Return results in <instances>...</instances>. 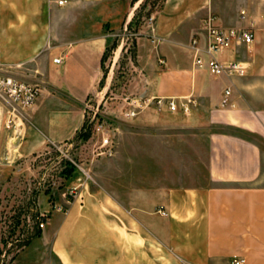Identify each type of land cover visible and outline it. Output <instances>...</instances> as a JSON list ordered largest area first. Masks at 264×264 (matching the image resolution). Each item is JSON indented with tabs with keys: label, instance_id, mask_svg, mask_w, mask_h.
<instances>
[{
	"label": "crops",
	"instance_id": "1",
	"mask_svg": "<svg viewBox=\"0 0 264 264\" xmlns=\"http://www.w3.org/2000/svg\"><path fill=\"white\" fill-rule=\"evenodd\" d=\"M145 4L0 0L2 60L41 86L16 125L1 120L0 178L16 159L100 121L86 103L99 101L114 39L106 26H129ZM210 11L225 28L254 30L250 44L214 53L243 62L245 74L208 70ZM149 15L134 41L132 91L192 97L190 112L115 114L106 127L117 153L90 164L94 179L69 204L45 201L41 234L13 264H264V0H163Z\"/></svg>",
	"mask_w": 264,
	"mask_h": 264
},
{
	"label": "rangeland",
	"instance_id": "2",
	"mask_svg": "<svg viewBox=\"0 0 264 264\" xmlns=\"http://www.w3.org/2000/svg\"><path fill=\"white\" fill-rule=\"evenodd\" d=\"M162 1L147 0L129 26H106L114 39L104 59L105 77L100 83L99 101L93 100L94 106L88 112L90 117H100L99 122L87 126L89 136L50 143L45 149L24 155L4 168L0 178V264H13L14 256L26 246L23 242L35 230L38 215L44 213L45 201L50 210L65 206L80 193L84 184L94 179L90 164L102 158L96 149L101 139L109 135L106 124L115 114L121 115L120 108L127 97L137 95L131 87L135 37L139 31L149 28V12ZM8 115L9 109L0 98V123ZM259 141L264 163V137L260 136ZM147 157L156 159L155 154Z\"/></svg>",
	"mask_w": 264,
	"mask_h": 264
},
{
	"label": "built area",
	"instance_id": "3",
	"mask_svg": "<svg viewBox=\"0 0 264 264\" xmlns=\"http://www.w3.org/2000/svg\"><path fill=\"white\" fill-rule=\"evenodd\" d=\"M57 4L64 5L67 0H55ZM245 11H242V16ZM153 18L151 17L150 20ZM203 25L209 35V44L206 49L210 53L207 61L208 70L214 75H243L246 72V66L238 60L222 61L215 56V52L223 51L230 48L234 43L244 42L250 44L255 36L252 28H225L219 23V17L213 11H210L203 20ZM191 45L198 49V38H193ZM55 61H59L55 58ZM161 62H164L161 59ZM195 63L201 65L203 58L200 52H197ZM20 65L5 64L2 60V50L0 48V98L4 101L9 115L7 125H16L21 111L31 106L38 97L41 86L38 83L25 79L17 69ZM231 90L229 87L225 89L221 103L226 105L229 103V95ZM194 99L187 97L178 99L170 96L157 95H136L127 97L125 104L120 108V114L124 117H133L139 112L151 109L161 111L168 109L170 111L190 112ZM88 108L94 106L92 98L86 103ZM103 126L99 127L101 129ZM97 155L102 157H112L117 153V145L110 135H105L97 146ZM95 150V151H96ZM165 213V211H163ZM235 264H241L239 260Z\"/></svg>",
	"mask_w": 264,
	"mask_h": 264
},
{
	"label": "trees",
	"instance_id": "4",
	"mask_svg": "<svg viewBox=\"0 0 264 264\" xmlns=\"http://www.w3.org/2000/svg\"><path fill=\"white\" fill-rule=\"evenodd\" d=\"M104 59H105V56H104ZM88 136H89V132H88L87 127H82L80 130L77 131V134L75 137L76 138H80V137L87 138ZM38 217H39V221H37V223H36L35 230L32 231L28 235L27 239L24 240V242H23L25 245L29 244L30 241L34 237L39 236L42 232V224L46 221L47 215L41 214V215H38Z\"/></svg>",
	"mask_w": 264,
	"mask_h": 264
}]
</instances>
